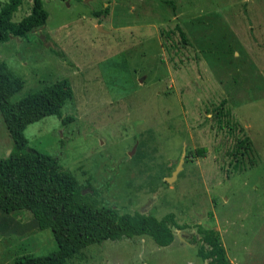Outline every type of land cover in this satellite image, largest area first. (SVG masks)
<instances>
[{"label":"rangeland","instance_id":"374dc122","mask_svg":"<svg viewBox=\"0 0 264 264\" xmlns=\"http://www.w3.org/2000/svg\"><path fill=\"white\" fill-rule=\"evenodd\" d=\"M42 3L43 26L0 43L24 80L11 100L60 78L73 96L25 126L27 150L55 157L97 206L172 212L181 226L169 245L107 239L69 264H206L198 225L218 229L233 264H264V0ZM12 145L0 113V157ZM56 248L33 212L0 214V264Z\"/></svg>","mask_w":264,"mask_h":264},{"label":"trees","instance_id":"16d2710c","mask_svg":"<svg viewBox=\"0 0 264 264\" xmlns=\"http://www.w3.org/2000/svg\"><path fill=\"white\" fill-rule=\"evenodd\" d=\"M21 2L6 0L0 4V43L10 36L24 37L45 24L48 11L42 0H31L29 11L14 20ZM54 51L62 56L60 50ZM23 83L21 76L0 61V113L13 140L8 155L0 157V214L5 217L14 210L33 212L50 228L57 248L46 255L23 254L13 264H69L85 247L107 239L149 236L157 245H169L174 239L172 226L181 228L174 213L158 218L138 210L120 212L111 206H97L84 193V185L61 167L55 157L27 150L25 126L44 116H59L62 105L72 98L73 90L68 78H60L12 101L11 96ZM241 147H250L247 137L237 141L233 153ZM197 232L200 236L196 252L206 264H233L218 229L198 225Z\"/></svg>","mask_w":264,"mask_h":264},{"label":"water","instance_id":"95a60500","mask_svg":"<svg viewBox=\"0 0 264 264\" xmlns=\"http://www.w3.org/2000/svg\"><path fill=\"white\" fill-rule=\"evenodd\" d=\"M183 160H184V152L181 153L179 161L177 163V166H176L175 170L173 171L172 175L167 177V179H166L167 182L171 181L174 177H176L178 170L181 168V164H182Z\"/></svg>","mask_w":264,"mask_h":264},{"label":"crops","instance_id":"0c3cea01","mask_svg":"<svg viewBox=\"0 0 264 264\" xmlns=\"http://www.w3.org/2000/svg\"><path fill=\"white\" fill-rule=\"evenodd\" d=\"M226 254H227V252H226ZM228 256V255H227ZM229 258V257H228ZM230 260V259H229ZM231 261V260H230ZM232 262V261H231ZM233 263V262H232Z\"/></svg>","mask_w":264,"mask_h":264}]
</instances>
